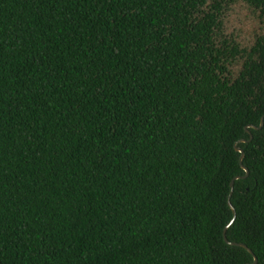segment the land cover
<instances>
[{
	"label": "trees",
	"instance_id": "1",
	"mask_svg": "<svg viewBox=\"0 0 264 264\" xmlns=\"http://www.w3.org/2000/svg\"><path fill=\"white\" fill-rule=\"evenodd\" d=\"M261 118L264 0H0V264H264Z\"/></svg>",
	"mask_w": 264,
	"mask_h": 264
},
{
	"label": "water",
	"instance_id": "2",
	"mask_svg": "<svg viewBox=\"0 0 264 264\" xmlns=\"http://www.w3.org/2000/svg\"><path fill=\"white\" fill-rule=\"evenodd\" d=\"M263 124H264V119L261 118L260 123H259L258 126H256V125H249V127H246V128H245V131L248 132V133H250V131H249L248 128H252V129H254V130H259V129L262 128ZM251 139H252V135L250 134V138H249V140H251ZM240 142H247V140H245V139H241V140H239V143H240ZM235 149H236V151H238V152L241 153V156H240V163H241V166H242V167L245 169V171H246L245 176H242V177H246V176L248 175V169H247V168L243 165V163H242V159H243V157H244V152H243L242 148L238 147L237 145L235 146ZM239 177H241V176H237V177H235V178L231 181V184H230V186H231V192H230V195L232 194L234 180H235L236 178H239ZM229 198H230V196H229ZM228 203H229V206L231 207V209L233 210V218H232V220L227 224V226H226V227L224 228V230H223V237H224V240H225L226 242L230 243V244H233V245H242L243 247L247 248V246H246L245 244L237 243V242H230V241L227 239V237H226V230H227V228L232 224V222H233L234 219H235V209H234V207L232 206V204H231L230 201H229ZM248 250L251 252V254H253V252H252L250 249H248ZM253 256H254V255H253ZM256 262H257V258L254 256V262H253V264H255Z\"/></svg>",
	"mask_w": 264,
	"mask_h": 264
}]
</instances>
